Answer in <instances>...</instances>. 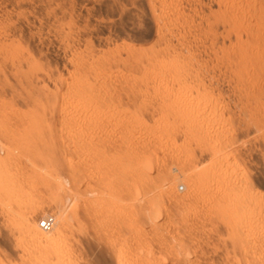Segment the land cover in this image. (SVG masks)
Masks as SVG:
<instances>
[{
  "label": "rangeland",
  "instance_id": "rangeland-1",
  "mask_svg": "<svg viewBox=\"0 0 264 264\" xmlns=\"http://www.w3.org/2000/svg\"><path fill=\"white\" fill-rule=\"evenodd\" d=\"M0 49V264L30 216L74 264L264 251V0H0Z\"/></svg>",
  "mask_w": 264,
  "mask_h": 264
},
{
  "label": "bare ground",
  "instance_id": "bare-ground-1",
  "mask_svg": "<svg viewBox=\"0 0 264 264\" xmlns=\"http://www.w3.org/2000/svg\"><path fill=\"white\" fill-rule=\"evenodd\" d=\"M8 31V30H7ZM6 32V31H5ZM7 33V32H6ZM3 34H4V32H3ZM224 36V35H223ZM7 37V36H6ZM225 38H226V36H225ZM216 46V45H215ZM209 47H210V45H209ZM211 47H213V45L211 46ZM210 47V48H211ZM205 49H206V47H205ZM216 49V48H215ZM214 49V51H216ZM262 49V48H261ZM1 50V49H0ZM4 50V49H3ZM211 51H212V49H210ZM5 51V50H4ZM211 51H209V52H211ZM214 51H213V53H214ZM6 52V51H5ZM198 52V51H197ZM200 52V51H199ZM203 52H205V51H203ZM4 53V52H3ZM8 53V52H7ZM202 53V52H201ZM207 53H208V51H207ZM5 55H6V53H4ZM197 54V53H196ZM10 56H11V54H9ZM193 55V54H192ZM191 55V56H192ZM195 55V54H194ZM215 55V54H214ZM217 55V54H216ZM215 55V56H216ZM4 56V55H3ZM199 56H200V54H199ZM203 56V55H202ZM207 56V55H206ZM210 56V55H209ZM212 56V55H211ZM215 56H213V57H215ZM0 57H2L1 55H0ZM11 57H13V55L11 56ZM165 56H163V58H164ZM168 57V56H167ZM198 57V56H197ZM3 58V57H2ZM14 58V57H13ZM208 58V57H207ZM210 58H212V57H210ZM209 58V59H210ZM172 59V58H171ZM208 59V60H209ZM169 60V59H168ZM170 61H174V59H172V60H170ZM156 62H157V65H161L162 67H163V65L165 64L166 66H167V60H165V59H157V60H155L154 59V63H155V65H156ZM153 63V62H152ZM154 63H153V65H154ZM171 63V62H170ZM170 63L168 64V65H170ZM163 64V65H162ZM156 65V66H157ZM16 67V66H15ZM169 67V66H168ZM209 67V66H208ZM202 69V68H201ZM208 68H206V70H207ZM200 71H202L203 72V69L202 70H200ZM199 71V72H200ZM180 73H181V76H182V74H183V70H182V72L181 71H179ZM205 72V71H204ZM206 73V72H205ZM202 74V73H201ZM200 74V76H202ZM188 75V74H187ZM198 75H199V73H198ZM190 76H192V75H190ZM183 77V76H182ZM199 77V76H198ZM188 78V77H187ZM192 78H193V76H192ZM203 79H204V77H203ZM205 79L207 80V78H206V76H205ZM209 79V78H208ZM194 80H195V78H194ZM198 80H199V78H198ZM197 80V81H198ZM200 80H202V78H200ZM205 80V81H206ZM190 81H191V79H190ZM208 82H209V80H207ZM194 82H196V81H194ZM200 82V81H199ZM207 82V84H209ZM212 83V82H211ZM204 85V84H203ZM213 86V85H212ZM12 110L10 109V108H8V107H1L0 108V114L2 115H6L7 113H9V112H11ZM10 114V113H9ZM194 118V117H193ZM208 138V137H207ZM214 139V138H213ZM212 139V140H213ZM208 140V139H207ZM208 142V141H207ZM213 143V142H212ZM211 146V145H210ZM211 148H212V146H211ZM206 151H208L207 150V148H206ZM205 153V152H204ZM205 155H207V154H205ZM210 159V162H211V158H209ZM214 161V159H212V162ZM216 161H217V159H216ZM216 161H214V162H216ZM208 162V161H207ZM219 162V161H218ZM222 162V161H221ZM225 162V161H224ZM209 163V162H208ZM227 163V162H226ZM211 164V163H210ZM217 164V163H216ZM224 164V163H223ZM209 166H211V165H209ZM212 166H213V163H212ZM216 166V165H215ZM207 167V166H206ZM220 167H221V165H220ZM226 167V166H225ZM219 168V167H218ZM222 168V167H221ZM207 170H209V168L207 169ZM221 182V181H220ZM219 182V183H220ZM216 183V182H215ZM215 185V184H214ZM218 185V184H217ZM221 184H219V186H220ZM224 185V184H223ZM228 185V184H227ZM230 185V184H229ZM211 186H213V185H211ZM224 187V186H223ZM220 188H222V187H220ZM211 189V188H210ZM218 189V188H217ZM226 189H227V187H226ZM225 189V190H226ZM228 189H229V187H228ZM233 189V188H232ZM236 188H234L233 190H235ZM240 189V188H239ZM237 190V189H236ZM235 190V191H236ZM222 191V190H221ZM244 192V191H243ZM243 192H240L239 191V193L241 194V193H243ZM237 193V192H236ZM236 193H234V194H236ZM233 194V195H234ZM244 194V193H243ZM242 194V195H243ZM237 195V194H236ZM235 195V196H236ZM239 195V194H238ZM239 197V196H238ZM240 198V197H239ZM234 199H235V197H234ZM237 199V198H236ZM232 200V199H231ZM238 201H239V199H237ZM237 200H236V202H237ZM241 201V200H240ZM231 203V202H230ZM232 204V203H231ZM238 205H239V203H238ZM240 205H241V202H240ZM264 205V204H263ZM223 206H224V203H223ZM235 206V208H236V206H237V203H236V205H234ZM233 206V207H234ZM260 206H261V204H260ZM216 207H218V206H216ZM239 207V206H238ZM219 208V207H218ZM218 208H217V210H218ZM225 208V207H224ZM227 208H229V207H227ZM231 208V207H230ZM258 208V207H257ZM263 208V207H262ZM233 209V208H232ZM225 210H226V208H225ZM260 210V209H259ZM40 212H42V211H39L38 213H40ZM141 212V211H140ZM141 213H143V212H141ZM187 213V212H186ZM225 213V212H224ZM40 214H42L43 215V212L42 213H40ZM248 214V213H247ZM252 214V213H251ZM52 217V216H51ZM249 217V216H248ZM253 217V216H252ZM254 218V217H253ZM55 219V218H54ZM135 219V218H134ZM137 219V218H136ZM141 219L142 218H140V220L139 221H141ZM256 219V218H255ZM44 220V219H43ZM43 220H40L39 221V226L41 227V222L43 221ZM139 221H138V223H139ZM143 222V221H142ZM250 222V221H249ZM257 222V221H256ZM56 223V222H55ZM55 225V224H54ZM262 225V224H261ZM259 226V225H258ZM263 226V225H262ZM255 226H254V224L252 223V224H250L249 226H248V230H246V232H249L251 235L253 234V236H256V235H258V233L260 234V232H258L257 234H254L256 231H255V228H254ZM26 228H27V232H28V235L33 239V241H35V243H37L39 246H40V251L41 252H39V255H41L42 256V260L40 259V261L41 262H43V263H41V264H51V263H49L50 262V258L49 257H51L53 254V256H55L54 258L55 259H57L56 260V264H74V258H73V256L72 255H67V257H66V255L64 256L63 254H61L63 251H61L60 250V248H61V246L59 247H55L56 249L55 250H53L52 251V255L51 256H49L50 254H48V252H47V249H49V247H50V245L51 244H53L54 242H57L58 240V238H59V236L61 235L60 234V232H49V233H43V232H41V231H39L38 230V228H37V226L35 225V222L33 221V218H32V216H30L29 217V219H28V223H27V225H26ZM52 229V228H51ZM50 229V230H51ZM261 229H263V228H261ZM44 230V229H43ZM47 232H48V230H46ZM263 231H264V229H263ZM262 234V233H261ZM260 234V235H261ZM264 235V234H263ZM248 237V236H247ZM261 237H263V236H261ZM251 238V237H250ZM254 239H257L256 237H253ZM259 238V237H258ZM31 239V240H32ZM252 239V238H251ZM261 239V238H260ZM175 241H181V240H175ZM255 241V240H254ZM141 242V241H140ZM253 242V241H252ZM175 243V242H174ZM178 243H181V242H178ZM177 243V244H178ZM142 244V243H141ZM168 244H170V243H168ZM174 245V244H173ZM198 245V244H197ZM166 247H168L167 246V244L165 245ZM164 246V247H165ZM170 246H172V245H170ZM180 246V245H179ZM179 246L177 247V248H179ZM195 246V245H194ZM175 247V246H174ZM171 248V247H170ZM180 248H182V247H180ZM173 249V248H172ZM164 250V249H163ZM166 250H167V248H166ZM171 250V249H170ZM175 249H173V251H174ZM178 250V249H177ZM176 251V250H175ZM166 252V251H165ZM164 252V253H165ZM178 252V251H177ZM260 252V251H259ZM42 253V254H41ZM49 253H51V252H49ZM169 253V252H168ZM173 253V252H172ZM72 254V253H71ZM175 254H176V252H175ZM63 255V256H62ZM173 255V254H172ZM52 256V257H53ZM115 256H116V254H115ZM114 256V257H115ZM253 256V255H252ZM120 257V256H119ZM250 257H251V255H250ZM250 257H248V258H250ZM38 258H41V257H38ZM112 258V257H111ZM117 258H118V256H117ZM175 258H176V255H175ZM252 258V257H251ZM50 259V260H49ZM126 259V258H125ZM128 259V258H127ZM247 259V258H246ZM114 260V259H113ZM112 260V261H113ZM118 260H120V259H118ZM117 260V261H118ZM177 260V259H176ZM247 260H249V259H247ZM121 261V260H120ZM118 262V264H125V263H121V262ZM125 261V260H124ZM123 261V262H124ZM127 261V260H126ZM128 261H129V259H128ZM128 261H127V263H128ZM178 261V260H177ZM243 262V261H242ZM244 262H245V260H244ZM243 262V263H244ZM114 263H116V262H114ZM126 263V264H127ZM129 263H131L130 261H129ZM179 263V262H178ZM242 263V264H243ZM248 263V262H247ZM132 264V263H131ZM144 264V263H143ZM238 264V263H237ZM239 264H241V261L239 262ZM249 264H264V251H262V252H260V253H258V254H255L254 255V257H253V260H251V262L249 263Z\"/></svg>",
  "mask_w": 264,
  "mask_h": 264
},
{
  "label": "built area",
  "instance_id": "built-area-1",
  "mask_svg": "<svg viewBox=\"0 0 264 264\" xmlns=\"http://www.w3.org/2000/svg\"><path fill=\"white\" fill-rule=\"evenodd\" d=\"M55 224L54 217H47L41 222V228L44 230H50Z\"/></svg>",
  "mask_w": 264,
  "mask_h": 264
}]
</instances>
